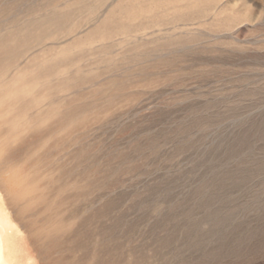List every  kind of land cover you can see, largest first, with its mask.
I'll use <instances>...</instances> for the list:
<instances>
[{
	"label": "rangeland",
	"instance_id": "rangeland-1",
	"mask_svg": "<svg viewBox=\"0 0 264 264\" xmlns=\"http://www.w3.org/2000/svg\"><path fill=\"white\" fill-rule=\"evenodd\" d=\"M46 9L0 55L19 262L264 264V0H0V36Z\"/></svg>",
	"mask_w": 264,
	"mask_h": 264
},
{
	"label": "bare ground",
	"instance_id": "bare-ground-1",
	"mask_svg": "<svg viewBox=\"0 0 264 264\" xmlns=\"http://www.w3.org/2000/svg\"><path fill=\"white\" fill-rule=\"evenodd\" d=\"M70 16V13L67 12L59 13L54 10L51 11L46 9V12H43L40 17L29 18L26 24L21 28L16 29L12 33L0 36V55L13 54L16 45L25 46L33 40H37L38 35L47 29L52 28L53 31L60 29L62 24L67 21ZM49 37L50 39L53 38L52 33H50ZM108 47L109 46H106V48ZM12 231L13 225L11 219L8 213L0 205V264H21L18 260L19 251H17L15 246Z\"/></svg>",
	"mask_w": 264,
	"mask_h": 264
}]
</instances>
